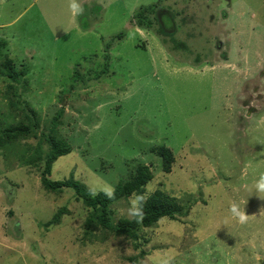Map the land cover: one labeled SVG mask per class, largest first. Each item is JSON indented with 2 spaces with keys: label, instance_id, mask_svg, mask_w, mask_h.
I'll return each instance as SVG.
<instances>
[{
  "label": "rangeland",
  "instance_id": "obj_1",
  "mask_svg": "<svg viewBox=\"0 0 264 264\" xmlns=\"http://www.w3.org/2000/svg\"><path fill=\"white\" fill-rule=\"evenodd\" d=\"M72 2L0 0L3 54L26 73L0 77V112L16 85L42 127L62 113L58 132L72 150L52 180L112 194L149 165L146 194L163 189L188 209L140 231V250L113 235L92 243L74 191L41 185L43 163L30 158L41 138L21 139L0 149V264H130L141 249L142 264H264V0H76L79 15ZM141 6L155 9L152 27L135 24ZM162 144L176 158L168 174L153 152ZM64 206L71 212L47 226Z\"/></svg>",
  "mask_w": 264,
  "mask_h": 264
},
{
  "label": "trees",
  "instance_id": "obj_2",
  "mask_svg": "<svg viewBox=\"0 0 264 264\" xmlns=\"http://www.w3.org/2000/svg\"><path fill=\"white\" fill-rule=\"evenodd\" d=\"M154 6V5H153ZM152 6H141L135 12V24L152 27L154 25L152 14L155 13ZM166 25V23H165ZM166 27V26H165ZM165 29V28H164ZM162 29V35L168 36L173 43L174 50L182 47L174 35H170ZM160 31V34H161ZM124 35L118 34L115 39H122ZM0 77H7L15 83L21 77L26 75L24 70H17V65L12 58L3 54V48L7 42L0 39ZM166 42V39L164 40ZM112 43L107 44L106 49L110 48ZM106 59H110L109 56ZM105 64V68L107 69ZM12 90L7 96L9 105L6 111L0 112V126H8L5 132H0V149L7 145L18 146V142L29 140L31 137L41 138L40 146L35 148L36 153L30 156L31 164L35 166L43 163L41 172V185L47 193L61 195L66 189H71L76 195V199L81 202L86 209L87 220L84 227V238H89L92 243L105 242L107 237L113 235L116 238H127L132 241L135 249L140 250L142 242L139 232L146 228L155 227L163 218L177 219L186 214L188 208L181 206L176 197L163 189H156L150 195L146 194V188L149 182L154 179V173L149 165H138L135 170H131L130 175L123 181H120L111 196L100 191L95 193L89 187L71 177L68 180L54 181L50 178L52 167L59 157L69 154L72 150L68 141L61 137L58 132V119L62 113H58L51 120L49 126H41L39 114L29 105L19 106L22 101L16 85L11 86ZM28 145V143H26ZM46 145V149L44 148ZM153 152L163 161V172L168 174L173 170L176 161L173 150L165 144L159 145L153 149ZM39 167V166H38ZM137 196L139 204L136 210H131V199ZM190 207V206H189ZM125 208L130 210V216L115 218L116 210ZM71 212L66 206L58 209L47 226L58 225L65 213ZM136 213V214H134ZM123 215V213L121 214ZM101 232L103 235L98 236ZM105 236L103 239L102 237ZM147 253L141 249L140 253L125 258L130 264H142L141 258L146 257Z\"/></svg>",
  "mask_w": 264,
  "mask_h": 264
},
{
  "label": "clouds",
  "instance_id": "obj_3",
  "mask_svg": "<svg viewBox=\"0 0 264 264\" xmlns=\"http://www.w3.org/2000/svg\"><path fill=\"white\" fill-rule=\"evenodd\" d=\"M70 8L74 15L82 14L84 11L83 7L78 2H76V0H73V2L70 4ZM257 189L260 192H264V177H261L260 181L258 182ZM108 195L111 196V192H108ZM231 211L238 218L240 223H245L247 221L248 216L243 212L238 211L237 205L234 204L231 208Z\"/></svg>",
  "mask_w": 264,
  "mask_h": 264
}]
</instances>
